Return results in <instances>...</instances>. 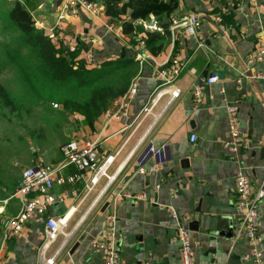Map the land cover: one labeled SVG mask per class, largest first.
Listing matches in <instances>:
<instances>
[{
	"label": "crops",
	"instance_id": "1",
	"mask_svg": "<svg viewBox=\"0 0 264 264\" xmlns=\"http://www.w3.org/2000/svg\"><path fill=\"white\" fill-rule=\"evenodd\" d=\"M69 1L28 0L27 4L38 27L47 32L53 29L59 43L62 40L73 42L77 56L82 59L90 52L94 66L123 57L124 52L126 57L135 59L137 45L127 37L118 38L106 30L105 22L110 18L103 10L101 17L83 8L72 15ZM92 1L102 6L101 0ZM236 3L237 0H173L169 24L171 16L182 19L197 15L200 28L195 35H189L183 26L177 27L163 50L153 55L157 62L175 59L183 66L178 78L182 94L160 115L167 94L152 109L153 114L142 113L160 83L150 60L142 67L137 61L139 92L131 102L128 117L108 120L102 114L89 125L78 114L81 130L76 138L82 144L96 142L101 160L110 154L116 155L109 169V173H113L119 168L113 189L131 193L145 191L155 203L145 198L118 196L114 200L105 196L90 208L106 181L103 178L70 217L64 229L70 238L55 264H104L103 250L94 247L93 241L112 209L118 220L122 264H181L179 243L175 240L179 226L189 231L195 264H229L230 257L223 259L221 253L235 254L240 256L241 264H251L241 258L249 251V242L243 237L236 239L241 215L235 207V185L239 170L249 175L254 192L264 180V77H255L264 74V61L249 64L247 60L248 53L264 43V0H243L239 7ZM226 11L230 14L225 18L224 28L217 30L214 17ZM205 70L210 75L217 74L219 81L209 86L208 97L205 93L203 101L197 105L190 90L195 83H200ZM233 101H237L240 129L246 134L247 142V146L235 154L224 145L229 137L226 108ZM155 114H158L156 119ZM192 134L197 136L195 142L190 140ZM148 146L162 150V163L152 152L147 157ZM36 163L40 161L32 165ZM140 164L145 168L153 166L155 170L140 173L136 169ZM20 177L21 172L11 183L0 187V264H45L64 235L60 234L45 254H41L43 218L30 220L20 236L4 239L5 221L18 212L17 201L10 196ZM157 183H160L159 188H156ZM80 187V183L63 185L57 186L55 191ZM106 202L109 204L102 211ZM74 203L69 198L63 205H54L53 214H63ZM160 206L175 208L178 219ZM259 230L264 236V200L259 207ZM230 231L233 235L222 234ZM261 249L264 254V244Z\"/></svg>",
	"mask_w": 264,
	"mask_h": 264
},
{
	"label": "built area",
	"instance_id": "2",
	"mask_svg": "<svg viewBox=\"0 0 264 264\" xmlns=\"http://www.w3.org/2000/svg\"><path fill=\"white\" fill-rule=\"evenodd\" d=\"M243 0H237L236 7H239ZM70 13L75 15L79 9L100 16L103 7L92 0H70L68 3ZM223 13L214 17L217 30L222 31L224 28ZM149 21H153V25H147L144 20H139L147 28L156 29L157 21L154 16ZM170 31L173 33L177 27L183 26L189 35H195L200 28V20L197 15H189L182 19L174 16L170 18ZM106 30L118 38H125L122 29V21L110 19L105 22ZM51 38L56 40L53 29L49 32ZM137 49L135 60L140 62V66L147 60L154 63L156 77L160 81L159 85L153 90L146 104L142 108V113L147 115L152 113V109L159 103L164 94L168 95V99L164 104L159 115L164 112L176 99L182 94V89L178 84V78L182 72L183 66L177 60L166 59L157 62L153 54L147 49L145 39L142 35H137ZM65 48L73 52L76 46L73 42L62 40ZM83 59L88 65L94 64V57L90 52L84 54ZM249 64L264 61V43L260 44L255 50L247 55ZM255 77H264V74H258ZM219 81L217 74L209 75L203 84L195 83L191 88L192 98L195 104H200L204 99L206 86ZM238 81H240L238 79ZM139 92V79L134 77L127 90L119 96L113 105L103 114L108 120L126 118L130 114L132 100ZM229 137L225 142V148L232 154H235L242 148L247 146L246 134L240 129V117L237 101L227 104ZM153 114V113H152ZM155 119L158 114L154 115ZM197 139L196 134L190 136L191 142ZM141 141V139H140ZM149 152H152L158 158V162L162 163V150H156L150 146ZM61 158L55 163L44 164L36 163L31 166L24 167L21 171V177L14 193L10 199H15L18 204V212L9 217L4 223V239H12L20 236L25 225L33 218H43L45 221L44 238L41 254H45L46 250L59 238L60 234L64 235V239L53 254L45 259V264H55L56 258L60 251L67 245L70 234L64 232L68 225L70 217L77 211L78 206L85 197L95 191L100 181L105 178L106 181L99 189L95 198L91 202L90 208L101 202L105 196H109L116 200V197L123 196L127 198H145L155 203L147 192L131 193L123 190H114L113 186L117 180L119 168L109 173V169L114 163L116 155L110 154L104 160L100 159L99 146L96 142H87L82 144L79 138H72L61 146ZM74 169L72 173H66L68 170ZM155 167L145 168L139 165L140 173H150ZM81 184L80 189L63 190L59 193L55 191L57 186ZM160 187V183L156 184V188ZM83 192V193H82ZM82 193V197H80ZM72 198L74 203L67 208L63 214H53V207L56 204L63 205L66 200ZM111 199V200H112ZM264 200V180L262 186L254 192L252 182L249 175L239 170L236 174L235 185V207L238 214L241 215V224L236 233V239L245 238L250 245L249 251L244 254L242 260H248L251 264H264V254L261 247L264 244V236L259 230V207ZM89 208V209H90ZM166 208L171 217L178 219L179 215L172 206H160ZM117 216L112 209L106 215L102 231L93 241V246L103 250L104 264H122L120 250L117 238ZM179 243V254L181 264H195L194 254L192 251V243L189 231L183 226H179L176 238Z\"/></svg>",
	"mask_w": 264,
	"mask_h": 264
},
{
	"label": "trees",
	"instance_id": "3",
	"mask_svg": "<svg viewBox=\"0 0 264 264\" xmlns=\"http://www.w3.org/2000/svg\"><path fill=\"white\" fill-rule=\"evenodd\" d=\"M27 1L0 0L1 35L11 49L25 55L46 98L60 103L55 104L60 105L58 110L62 115L69 118L71 114L78 113L83 116L84 123L93 125L139 74L138 62L134 58L120 56L96 66L88 65L77 56V50L69 51L62 43L51 38L45 29L36 25ZM101 2L106 16L122 21L123 33L133 44L137 45L136 37L142 35L150 53L158 55L163 50L165 42L171 37L168 19L173 0ZM229 14H222L224 23ZM151 15H154L161 30L147 28L138 22L150 19ZM0 98L3 103H13L3 87H0ZM47 111L53 114L56 110L51 106Z\"/></svg>",
	"mask_w": 264,
	"mask_h": 264
},
{
	"label": "rangeland",
	"instance_id": "4",
	"mask_svg": "<svg viewBox=\"0 0 264 264\" xmlns=\"http://www.w3.org/2000/svg\"><path fill=\"white\" fill-rule=\"evenodd\" d=\"M12 1L14 0H9ZM0 87L13 100L9 105L0 98L2 187L7 182L11 183L25 166H30L35 161L50 164L58 160L61 146L77 137L81 124L78 113L66 118L58 110L60 105L55 104L60 103L46 98V93L31 72L25 55L11 49L1 33ZM51 106L58 113L51 114L47 111Z\"/></svg>",
	"mask_w": 264,
	"mask_h": 264
},
{
	"label": "water",
	"instance_id": "5",
	"mask_svg": "<svg viewBox=\"0 0 264 264\" xmlns=\"http://www.w3.org/2000/svg\"><path fill=\"white\" fill-rule=\"evenodd\" d=\"M145 23L147 24V25H153L154 24V22L153 21H145ZM125 56V52L123 53V57ZM210 74H209V71L208 70H205L203 73H202V77L200 78V80H199V82L201 83V84H203L204 83V81H205V79L209 76ZM209 92H210V87L209 86H206V91H205V93H206V97H208V95H209ZM149 148H150V146H148L147 148H146V153H147V157H149L150 155H152V153L151 152H149ZM144 157V156H143ZM141 163L142 162H144V158H143V160H141L140 161ZM139 167V166H138ZM138 167L136 168V169H138ZM126 179H128V177L126 178ZM108 204H109V202H106L104 205H103V207H102V211H105V209L107 208V206H108ZM223 235H225V236H229V235H233V232L232 231H230V232H226V233H222ZM76 248V246L74 247V249ZM73 249V250H74ZM73 252V251H72ZM221 257L224 259L225 257H230V258H228V261H229V264H241V261H240V256H237V255H235V254H231L230 256H227V253H224V254H222L221 253Z\"/></svg>",
	"mask_w": 264,
	"mask_h": 264
}]
</instances>
